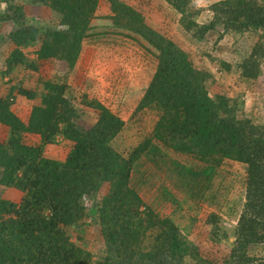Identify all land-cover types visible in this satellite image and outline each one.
<instances>
[{
  "label": "trees",
  "instance_id": "trees-1",
  "mask_svg": "<svg viewBox=\"0 0 264 264\" xmlns=\"http://www.w3.org/2000/svg\"><path fill=\"white\" fill-rule=\"evenodd\" d=\"M21 1L61 15L68 31L46 28L37 57L64 60L73 67L88 35L96 0ZM164 1L198 41L217 26L224 32L260 30L258 42L239 66L243 79L251 83L259 78L264 64V0H222L210 6L213 18L208 24L194 21L199 12H192L190 0ZM14 2L0 0L11 13L0 14V22H19L8 34L15 49L5 59L2 75L18 66L37 70L19 48L35 42L39 30L21 22L23 8ZM108 2L113 26L141 39L157 61L136 111L149 109L158 119L150 135L124 156L112 146L124 121L106 107L91 104L99 111L98 118L89 129H79L78 111L66 97L65 84L42 82L40 102L32 106L27 122L11 111L12 96H0V126L6 130V138L0 140V264H90L91 255L69 241L65 228L80 227L91 216L97 218L106 252L103 262L96 264H213L199 252L196 241L200 238L195 241L182 234L172 217L156 212L143 200L138 186L131 184L142 157L161 158L167 151L201 162L200 169H194L174 159L167 167L173 189L192 194L198 209L203 202L217 205L211 202L212 194L206 198L203 188L222 161L246 166L245 200L231 230L232 247L225 263L264 264V258L248 254L251 246L264 244V125H253L244 117L238 99L211 97L206 84L210 74L195 67L173 40L149 27L133 7L120 0ZM223 66L229 68L226 63ZM18 94L29 101L36 97L30 90L20 89ZM25 134L38 135L40 144L25 143ZM58 136L73 143L63 162L43 156L45 146L55 144ZM8 189L23 193L20 204L3 199L9 198ZM87 190L101 198L91 197L92 204L85 210L81 201ZM171 198L178 211L188 195ZM220 218L214 210L201 222L210 227L208 237L215 243L227 234L219 227Z\"/></svg>",
  "mask_w": 264,
  "mask_h": 264
},
{
  "label": "rangeland",
  "instance_id": "rangeland-1",
  "mask_svg": "<svg viewBox=\"0 0 264 264\" xmlns=\"http://www.w3.org/2000/svg\"><path fill=\"white\" fill-rule=\"evenodd\" d=\"M120 1L139 12L149 27L184 49L195 67L210 74L206 84L211 97L221 94L238 99L243 103V116L249 118L253 125H264V64H261L259 78L251 83L240 76L239 69L243 59L248 57L258 42L260 30L244 33L224 32L220 26H217L198 41L183 29L179 22L180 15L164 0ZM220 1L222 0H190L192 12L195 10L199 12L194 21L197 24H208L213 18L210 6ZM24 3L22 4L21 0H15L13 3L23 8L24 18L21 22L34 26L39 31L35 42L19 49L34 62L37 70L32 71L18 66L6 75L0 74V96H12L15 101L10 107L11 111L19 117L22 116V121L27 122L32 106L40 102L42 82L65 84L66 97L78 111L75 124L79 129H89L98 118L99 111L92 108L91 104H95L96 108L99 105L106 107L124 121V128L112 141V146L116 151L127 156L142 139L150 135L158 119L157 113L149 109L136 111V106L157 63L152 52L147 51L146 44L137 36L113 26L109 18L111 12L108 0H96L95 11L87 26L88 35L83 38V47L75 65L69 67L66 61L54 58L38 59L37 53L45 29L67 32L68 27L61 23L59 13L27 1ZM0 14L11 15L7 11L6 4L0 3ZM18 23L14 19L0 22V72L5 70V59L15 49L8 34L17 28ZM224 63L229 68L225 69ZM20 89L34 92L35 99L29 101L20 96L18 94ZM241 116L239 113L238 117ZM5 138L6 130L0 126V140ZM23 140L32 146L40 144L38 135L25 134ZM56 141L53 145L45 146L43 156L63 162L73 143L60 136ZM152 157L149 159L142 157L139 160L131 184L134 187L138 186L143 200L156 212L161 216L172 217L182 234L195 241L200 238L201 241H196V246L204 257L213 264H226L232 247L230 243L233 241L231 230L237 225L245 200L246 166L232 160L222 161L220 166L215 168L208 182L204 181L208 185L203 188L206 198L209 199L212 194L215 199L212 198L211 202H217V205L211 207L208 202H203L197 205L198 209L196 199L190 197L192 194L173 189L172 173L167 167L174 159L194 169L196 167L200 169L201 162L198 164L193 159L177 156L171 151L164 153L161 158ZM140 180L144 181L141 185H139ZM6 193L9 198L4 196L3 199L15 204L21 203L23 193L15 189H8ZM186 195L188 199L185 198ZM100 196L89 194L87 190L81 201L85 210H88L92 204L91 197L99 201ZM171 197L184 198L187 203H183L176 211L170 203ZM214 210L221 217L219 227L227 232L226 237H222L221 243L212 242L208 237L210 227L201 223ZM80 224V227L65 228L69 241L91 255L90 264L103 262L106 252L97 218L91 216ZM248 254L255 258H264V244L251 246Z\"/></svg>",
  "mask_w": 264,
  "mask_h": 264
},
{
  "label": "crops",
  "instance_id": "crops-1",
  "mask_svg": "<svg viewBox=\"0 0 264 264\" xmlns=\"http://www.w3.org/2000/svg\"><path fill=\"white\" fill-rule=\"evenodd\" d=\"M18 117H19V116H18ZM20 119H22V120H23L22 116L20 117Z\"/></svg>",
  "mask_w": 264,
  "mask_h": 264
}]
</instances>
